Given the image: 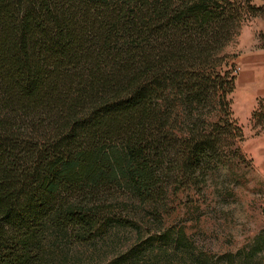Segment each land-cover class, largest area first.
<instances>
[{"label":"trees","instance_id":"1","mask_svg":"<svg viewBox=\"0 0 264 264\" xmlns=\"http://www.w3.org/2000/svg\"><path fill=\"white\" fill-rule=\"evenodd\" d=\"M260 1L0 0V264H261L264 235L213 254L157 214L237 158L222 50Z\"/></svg>","mask_w":264,"mask_h":264},{"label":"rangeland","instance_id":"2","mask_svg":"<svg viewBox=\"0 0 264 264\" xmlns=\"http://www.w3.org/2000/svg\"><path fill=\"white\" fill-rule=\"evenodd\" d=\"M250 1L255 5L263 3ZM263 35L264 20L250 17L222 50L233 64L234 85L227 99L231 117L241 130V139L235 142L238 153L232 168L218 166L206 171L197 187L183 186L175 193L168 190L157 206L163 226L182 227L197 248L213 254L248 247L255 236L264 235V119L251 115H264V49L260 48ZM149 209L150 205H144L130 214L132 222L140 229L143 227L141 232L148 225L143 222V212ZM109 234L96 247L100 257L107 253L112 239L118 238L120 248L124 249L135 233L130 226H117ZM257 254L264 264V248Z\"/></svg>","mask_w":264,"mask_h":264}]
</instances>
